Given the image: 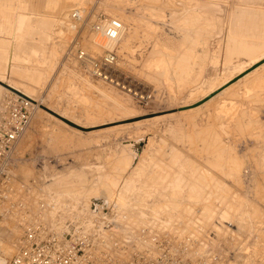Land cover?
<instances>
[{
    "label": "rangeland",
    "instance_id": "rangeland-1",
    "mask_svg": "<svg viewBox=\"0 0 264 264\" xmlns=\"http://www.w3.org/2000/svg\"><path fill=\"white\" fill-rule=\"evenodd\" d=\"M46 2L0 0V80L41 104L11 153L15 184L67 194L77 213L67 222L97 225L100 240H120L129 252L147 242L143 227L202 241L214 223L234 230L239 211H256L258 248L241 237L229 248L215 231L207 241L216 248L189 251L263 264L264 59L251 65L227 50L241 43L264 54V0ZM73 9L86 22L103 15L126 26L116 50L124 87L70 61ZM7 93L0 88L1 104ZM0 227V241H17L13 256L22 235Z\"/></svg>",
    "mask_w": 264,
    "mask_h": 264
},
{
    "label": "built area",
    "instance_id": "built-area-1",
    "mask_svg": "<svg viewBox=\"0 0 264 264\" xmlns=\"http://www.w3.org/2000/svg\"><path fill=\"white\" fill-rule=\"evenodd\" d=\"M84 17L80 9H73L69 13L73 25L68 53L70 61L92 80L115 88L124 87L116 75V50L124 33L123 24L103 15H95L88 22ZM91 35L100 36L104 40L105 49L101 48L100 52L88 51L86 44ZM4 106L5 112L0 117V204L6 200L5 188L11 179L7 173L11 153L23 138L33 115L30 103L19 97L7 98ZM18 203L11 202L8 208L18 209ZM59 230L44 222L25 223L18 250L9 259H2L3 264H215L212 257H187V251L183 250L186 247L172 235L165 234L157 239L154 248L156 255L153 257L149 252L129 254L125 252L127 248L120 240L114 238L109 247V242L107 244L100 240L102 231L97 225L88 229L83 224L68 221L64 229ZM116 252L123 256L118 257Z\"/></svg>",
    "mask_w": 264,
    "mask_h": 264
},
{
    "label": "bare ground",
    "instance_id": "bare-ground-1",
    "mask_svg": "<svg viewBox=\"0 0 264 264\" xmlns=\"http://www.w3.org/2000/svg\"><path fill=\"white\" fill-rule=\"evenodd\" d=\"M189 18L190 17H188V19ZM202 18H205V17H202ZM84 19H85V21H87L86 17H84ZM199 19H201V18H199ZM189 22H191V21L189 20ZM121 23H123V22H121ZM196 23H197V21H196ZM68 24H69L68 30H69L70 34H73V25H72L70 20H69ZM194 24H195V22L192 23V25H194ZM195 25L193 27H195ZM206 25H207V23H206ZM207 26H209V25H207ZM123 27H124V33L122 35V38H123L125 31H126V29H125L126 26L123 25ZM196 29H198V28H196ZM91 36H92L91 47L94 50L92 52H100L101 47L105 49L104 40L100 36H96V35H91ZM122 38H121V40H122ZM232 43H234V42H232ZM227 46H229V45H227ZM67 50L68 51L70 50L69 46H68ZM258 50L259 49L256 50L252 46H247L246 44L237 43L233 46V48L230 51L227 50V56L229 57V55L233 54V53L236 54L237 56L238 55L239 56H245V57L250 58L252 60L251 65H254L257 62H259L260 60L264 59V54L263 55L261 54V56L255 55L256 53L258 54V52H257ZM179 57L181 58V56H179ZM178 58H177V60H178ZM182 61H185V60H182ZM162 65H163V63H162ZM181 65L184 66V64H181ZM261 65H263V64H261ZM183 66H181V67H183ZM259 68H261V67H259ZM247 76H249V75H247ZM239 80H241V79H238V81ZM234 83H236V82H234ZM231 85H230V87H231ZM0 88L4 89L5 92H8L7 94L11 95V97L12 96H14V97L21 96L22 99H26V101H28L30 103V106H32V108H34V109L35 108L37 109L38 106H41V104H39V103H38V105L33 104V103H36L39 101H35L34 99L30 98L29 96L21 93L20 91L16 90L15 88H13L11 86H9L5 82L0 81ZM3 106H4V104H1V101H0V117L5 112V107H3ZM3 108H4V111H3ZM2 111H3V113H2ZM42 112H43V110H42ZM56 114H57V112H56ZM24 135H23V137H24ZM18 144L15 146V148H14L15 150H16ZM7 173L10 174L11 179L9 181V184L5 188L6 200L0 204V224H2V223L6 224V225L10 224L11 225V228H10L11 231H10V233L9 232H6V233L12 235V233L14 232L13 236L16 239H17V236L20 239V237L22 235V226L25 223L33 222V221L44 222L46 224L52 225L53 227H56L57 230H59V228L64 229V225L67 222V219L65 218L66 215L70 216V215L77 214L75 210H71L68 208L67 205L70 203V201H69L70 197L67 194L61 193V192L55 193L54 190L52 191L48 188H45L44 185H43L44 188L39 187L38 190H35L34 192L30 191L29 193H27V192L23 191L24 190L23 187L15 184L13 174L10 171H8ZM14 201L19 202L17 204V205H19V207L16 210H13V209L11 210L8 207H9V204H11V202H14ZM98 204H99V201L96 199L95 203L93 204V207L98 206ZM94 209H96V208H94ZM84 213H86V211ZM239 213L242 216L241 220H240V224H238L237 226H234V228H235L234 230L229 228V227H231V224H228V222L224 223V224L214 223L215 225H213L212 228L207 229V230H210L212 232H210L206 235V240L199 241L198 237H195V236L186 237L184 235L181 236L182 234H179L177 236L176 240H178L177 242L181 243L182 245H184V247H186V249H183L184 251L185 250L187 251L186 256L192 257L193 259H195L196 257H204V256H199L203 253L207 254L206 257H212L213 254L209 251L199 253V252H191V251H189V249H197V248L200 249L201 248V249L206 250V246H213L212 244H210L207 241V239H210V234L215 232V231L223 234V236H224L223 241H225L226 244H229V248L232 246L231 244H233V242H235L237 240V238H239V237L246 239L248 242H251V243L253 242V246H256V248H258L259 242H256V240L258 238L257 234L259 232V227H258L257 221L255 219V214L258 212L244 210V211H239ZM69 218H71V217H69ZM71 220H72V222L78 223L76 219L71 218ZM90 226H92V224H90ZM1 227H0V230H1ZM143 230H144V232H146L148 240H147V242H145L143 244L142 248L136 252H149V254H151L154 257L156 255V249H154V248H156L155 243H156L157 239L160 238V235L162 234V232L159 229H156L153 227H143ZM218 233H213V234L218 235ZM252 233H253V235H251ZM10 238H8V239H10ZM5 241H3V242L0 241V246H1L2 251H3V255H5L6 257H9L14 252L13 248L15 247V244H17V241L14 238L10 241H6L7 243ZM15 241H16V243H13ZM255 242H256V244H255ZM126 245L128 247H130L131 243H126ZM213 247L216 248L215 246H213ZM125 252H127L129 254L133 253V251L129 252L128 250H125ZM116 254L118 257L123 256L122 253H120V252H116ZM6 257L4 258V256H2V254H0V264H3L2 259H9ZM215 257L216 258L212 257L214 259L215 264H226V260H224V258H222L221 256L217 255ZM226 257H228V255H226ZM208 261L211 262V260H208ZM227 263H228V260H227ZM248 263H250V262L246 261V264H248Z\"/></svg>",
    "mask_w": 264,
    "mask_h": 264
},
{
    "label": "crops",
    "instance_id": "crops-1",
    "mask_svg": "<svg viewBox=\"0 0 264 264\" xmlns=\"http://www.w3.org/2000/svg\"><path fill=\"white\" fill-rule=\"evenodd\" d=\"M48 2H46L47 3V5L49 6V5H52V2H54L55 0H47ZM52 1V2H51ZM3 53H2V56L0 57V63H1V61H2V59H3ZM0 81H2V82H5V83H7L6 81H3V80H0ZM9 86H11V87H13V88H17V86H13L12 85V83H7ZM28 96V95H27ZM31 98V97H30ZM33 99V98H32ZM35 100V99H34Z\"/></svg>",
    "mask_w": 264,
    "mask_h": 264
}]
</instances>
